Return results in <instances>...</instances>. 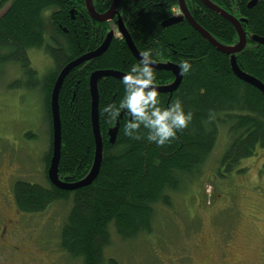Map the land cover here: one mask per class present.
I'll return each mask as SVG.
<instances>
[{
  "label": "trees",
  "instance_id": "trees-1",
  "mask_svg": "<svg viewBox=\"0 0 264 264\" xmlns=\"http://www.w3.org/2000/svg\"><path fill=\"white\" fill-rule=\"evenodd\" d=\"M114 0H92L96 13H104ZM237 20L246 35L238 52L218 50L181 13L178 0H120L115 17L98 21L88 12L84 0H0V78L12 66L23 77L36 81L29 50L42 51L51 59L43 76V99L49 127V149L45 154L46 184L18 179L10 192L18 211L41 213L52 203H68L59 232V246L81 264H120L106 255L111 230L122 241L149 235L154 228L157 206L168 208L172 200L199 176L224 134V146L213 162L225 173L234 167L246 169L243 162L264 153V89L241 78L232 66L253 78L264 88V0H209ZM195 22L217 42L237 44L235 27L202 0H184ZM52 8L47 27L42 13ZM174 17L178 21L165 24ZM120 19L140 54L151 49L155 64L176 65L187 59L192 71L182 75L171 91H157L162 107L182 101L193 113L188 127L163 146L149 142L146 130L141 139L124 135L127 119L122 113L115 121L106 118L102 108L119 104L124 95L121 79L98 78L97 120L102 153L94 179L75 189L53 185L47 175L53 151L51 94L56 78L69 62L98 49L109 37L107 47L73 67L63 79L57 95L60 146L57 177L65 182L84 179L92 169L95 138L91 121L90 75L98 70L125 74L139 60L131 53L118 29ZM113 25L119 35L115 34ZM9 66V67H8ZM156 87L175 81L171 70L155 68ZM17 75V73H16ZM21 76V77H22ZM20 79L12 81L16 87ZM210 116L212 117L210 119ZM118 124L113 142L109 130ZM223 142V141H222ZM261 174L264 173V158ZM219 174V172H218ZM201 176V175H200Z\"/></svg>",
  "mask_w": 264,
  "mask_h": 264
},
{
  "label": "rangeland",
  "instance_id": "rangeland-1",
  "mask_svg": "<svg viewBox=\"0 0 264 264\" xmlns=\"http://www.w3.org/2000/svg\"><path fill=\"white\" fill-rule=\"evenodd\" d=\"M51 11L42 13L47 27ZM28 56L38 83L12 66L0 78V176L2 187L8 189L18 179L46 184L49 127L41 80L51 59L40 50H29ZM16 79L21 84L14 87L11 83ZM224 137L201 176L170 207L155 208L149 235L122 241L111 230L108 257L120 264H264V173L260 171L264 153L259 150V155L245 160L246 169L234 167L225 173L219 167V174H214L213 162L225 145ZM11 196L12 192L11 208L0 210V226L3 215L11 219L0 245V264H81L59 246L68 203H52L41 213H21Z\"/></svg>",
  "mask_w": 264,
  "mask_h": 264
},
{
  "label": "water",
  "instance_id": "water-1",
  "mask_svg": "<svg viewBox=\"0 0 264 264\" xmlns=\"http://www.w3.org/2000/svg\"><path fill=\"white\" fill-rule=\"evenodd\" d=\"M84 1H85V5H86V8H87L89 14L94 19H96L98 21H109L115 17V11H116V8H117L120 0H114L112 5L109 7V9L107 11H105L104 13H101V14L96 13V11L94 10L93 5H92V0H84ZM202 1L209 8H211V9L219 12L221 15H223L235 27L237 34H238V38H239L237 44H235L233 46H225V45H222L219 42H217L206 30H204L202 27H200L195 22V20L191 17L189 11L186 8L184 0H178L179 8H180L181 13L184 16V18H186L187 21L189 22V24L195 30H197L203 37H205L212 45H214L218 50H221V51L226 52V53H235V52L240 51L246 44V35H245L241 25H240V22L243 20L239 21L236 18H234L233 16L225 13L224 11H222L219 7L214 5L209 0H202ZM254 2H255V0H251L249 2V6H251ZM179 19L180 18L174 17L173 19L166 21L165 24H170V23L176 22ZM117 24H118V29H119L120 33L123 35V37L125 38L131 53L139 60V58H140L139 53L135 49V47H134V45H133V43H132L128 33L126 32V30H125L120 19L117 20ZM259 41L264 44V38H259ZM108 42H109V37H107V40L95 51L88 53V54H85V55L77 58L76 60L69 62L61 70V72L59 73L58 77L55 80L53 90H52V94H51V113H52V125H53V151H52V157H51L50 165H49V168L47 170V175H48L49 181L58 188L68 190V189H75L77 187H81L83 185L90 183L94 179V177L96 176V174L98 172V169L100 166V161H101L102 145H101V138H100V133H99V129H98V120H97L96 82H97L98 78L104 77V76H113V77L122 79V76L124 74L121 72L113 71V70H98V71L91 73V75H90V91H91V98H92L91 121H92L93 134H94V138H95V157H94L92 169L89 172V174L84 179L77 181V182L69 183V182L62 181L57 177V160H58L59 146H60V127H59V117H58V107H57V95H58L60 86H61L63 79L65 78L66 74L73 67L82 63L87 58L102 52L107 47ZM232 66L241 78L248 79V80L252 81L253 83H255L258 87L264 89L253 78L246 76V75H243L237 69L235 62H234V59H232ZM153 67L171 70L175 75V81L172 85H170L168 87H156L155 86L157 91H164V92L165 91H171L181 81L182 75L180 74V69L178 66L154 64ZM117 128H118V124H116L113 129L109 130L111 142H113L115 139V134L117 132Z\"/></svg>",
  "mask_w": 264,
  "mask_h": 264
},
{
  "label": "clouds",
  "instance_id": "clouds-1",
  "mask_svg": "<svg viewBox=\"0 0 264 264\" xmlns=\"http://www.w3.org/2000/svg\"><path fill=\"white\" fill-rule=\"evenodd\" d=\"M139 57V61L133 63L122 76L124 95L119 104L107 103L102 112L111 121L117 120L122 113L127 117L123 126L125 136L141 139V129H144L149 142L163 146L176 139L178 131L188 127L193 113L185 111L180 99L168 107L161 106L154 86L156 74L152 50L141 51ZM179 69L181 75L188 74L192 71V64L187 59L181 60Z\"/></svg>",
  "mask_w": 264,
  "mask_h": 264
},
{
  "label": "flooded vegetation",
  "instance_id": "flooded-vegetation-1",
  "mask_svg": "<svg viewBox=\"0 0 264 264\" xmlns=\"http://www.w3.org/2000/svg\"><path fill=\"white\" fill-rule=\"evenodd\" d=\"M0 175H3V173L0 172ZM2 183H3L2 182V177L0 176V210H3L4 208H9L10 207V201H11L10 198H9V194H10L9 190H10V188L8 189L7 187H5V188L2 187L3 186ZM12 203H13V201H12ZM14 208H15V205H14ZM10 222H11V219L9 217L7 218L6 215H3V217L1 218V226H0V245H1V243L4 242V237L3 236L6 233L7 225Z\"/></svg>",
  "mask_w": 264,
  "mask_h": 264
}]
</instances>
